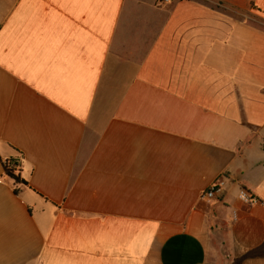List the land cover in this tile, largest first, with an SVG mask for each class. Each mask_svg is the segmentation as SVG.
Listing matches in <instances>:
<instances>
[{
    "label": "crops",
    "instance_id": "crops-1",
    "mask_svg": "<svg viewBox=\"0 0 264 264\" xmlns=\"http://www.w3.org/2000/svg\"><path fill=\"white\" fill-rule=\"evenodd\" d=\"M0 264H264V0H0Z\"/></svg>",
    "mask_w": 264,
    "mask_h": 264
},
{
    "label": "trees",
    "instance_id": "trees-1",
    "mask_svg": "<svg viewBox=\"0 0 264 264\" xmlns=\"http://www.w3.org/2000/svg\"><path fill=\"white\" fill-rule=\"evenodd\" d=\"M4 175L14 184V192L19 193V186L26 185L21 176V163L19 158H7L2 162Z\"/></svg>",
    "mask_w": 264,
    "mask_h": 264
},
{
    "label": "built area",
    "instance_id": "built-area-1",
    "mask_svg": "<svg viewBox=\"0 0 264 264\" xmlns=\"http://www.w3.org/2000/svg\"><path fill=\"white\" fill-rule=\"evenodd\" d=\"M158 2L160 4H166V3H169L170 0H158ZM219 191H220V187L218 184H216L212 186L211 188H209L208 190L202 192L201 198L206 199V200H213L215 199L216 193H218Z\"/></svg>",
    "mask_w": 264,
    "mask_h": 264
}]
</instances>
